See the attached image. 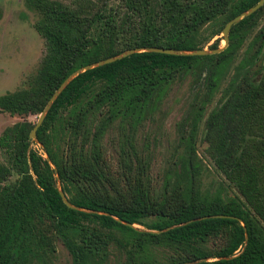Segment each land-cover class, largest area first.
Masks as SVG:
<instances>
[{
  "label": "trees",
  "instance_id": "trees-1",
  "mask_svg": "<svg viewBox=\"0 0 264 264\" xmlns=\"http://www.w3.org/2000/svg\"><path fill=\"white\" fill-rule=\"evenodd\" d=\"M108 1L77 0L70 7L58 0H25L26 8L37 14L33 28L44 41L45 53L26 88L0 96V113L39 115L77 70L125 50L140 52L70 80L46 113L35 141L29 137L35 125L30 122L15 123L1 132L0 150L8 164L0 163V264H43L54 251L40 226L44 221L51 223L73 264H105L110 244L125 252L126 264H152L142 256L148 247L159 244L184 249L185 258L176 264H264V62L253 71L256 56L264 58V27L255 37L256 54L234 68L203 125L209 156L238 196L203 192L196 185L193 141L204 115L201 105L188 136L181 137L184 152L175 164L176 183L169 190L166 185L161 201L135 197L130 206L121 207L99 198L73 202L66 198L76 209L62 202L57 180L87 176L79 167L67 168L51 152L52 126L62 113L76 108L98 88L90 108H107L110 120L139 119L161 101L174 73L195 66L206 73L203 85L208 98L219 90L241 46L240 32L245 34L259 12L231 27L227 46L219 54L166 55L142 50L194 51L192 35L200 27L224 14L229 22L259 0H159V12L151 0H121L142 31L131 43H120L115 16L102 11ZM158 16L166 28L163 35L155 28ZM84 119L85 115H77L70 126L78 129ZM12 171L18 178L8 182ZM216 215L222 217L201 219ZM145 220L148 231L133 227ZM226 229L232 231L230 241L220 252L208 254L204 246L209 239Z\"/></svg>",
  "mask_w": 264,
  "mask_h": 264
},
{
  "label": "rangeland",
  "instance_id": "rangeland-1",
  "mask_svg": "<svg viewBox=\"0 0 264 264\" xmlns=\"http://www.w3.org/2000/svg\"><path fill=\"white\" fill-rule=\"evenodd\" d=\"M58 1L70 7L77 4V0ZM237 1L233 0L234 3ZM159 3V0H151L157 12ZM102 11L115 16L120 43H131L142 33L137 22H132L131 13L123 7L121 0H109ZM226 16H218L193 33L197 49L210 52V47H224L222 30L228 23ZM36 20L37 14L26 8L25 0H0V96L26 88L39 68L45 44L33 28ZM263 27L264 5L259 9L255 23L245 29V34L240 32L243 37L241 46L219 90L208 98L203 85L206 73L201 67L195 66L174 73L161 101L139 119L110 120L107 108H90L98 88H93L90 96L76 108L62 113L52 126L51 152L67 168L79 167L87 173L85 178L78 175L65 182L57 180V186L65 191V197L72 202L81 198H99L121 207L130 206L135 197H143L150 202L161 201L167 193L166 185H169V190L176 183L175 164L184 152L181 137L188 136L194 115L201 105L204 115L193 141L194 162L198 166L196 185L203 192L220 191L227 198L238 196L237 189L225 181L209 156L208 144L203 138V125L234 68L251 60L256 54L258 43L255 37ZM155 28L159 29L160 35L166 31L159 16ZM262 55H257L254 60L255 72L264 62ZM77 115H85V119L78 129H74L70 125ZM39 116L0 113V134L6 127L18 122L36 124ZM33 148L43 153L38 144H34ZM0 163L8 164L1 150ZM17 178L12 171L8 182ZM146 223L147 220L143 225L134 224L133 227L139 231H148L144 226ZM40 226L54 246V251L46 255L43 264H73L71 255L56 236L51 223L44 221ZM231 236L230 229L222 231L209 239L204 246L205 251L210 255L220 252ZM185 256L184 249L179 246L159 244L148 247L142 257L152 264H176ZM105 264H126L125 252L110 244Z\"/></svg>",
  "mask_w": 264,
  "mask_h": 264
},
{
  "label": "water",
  "instance_id": "water-1",
  "mask_svg": "<svg viewBox=\"0 0 264 264\" xmlns=\"http://www.w3.org/2000/svg\"><path fill=\"white\" fill-rule=\"evenodd\" d=\"M264 5V0H259L253 7L249 8L246 12L241 13L240 15L236 16L235 18H233L232 20H230L226 26L223 28L222 30V35H223V41L225 42V45L223 48L221 49H215V50H211L206 51L203 49H196L194 51L191 52H183V51H177V50H173V49H165V48H158V47H152V48H145L142 51H146V52H153V53H160V54H166V55H191V56H205V55H213V54H219L221 51H223V49L227 46L228 43V35H229V31L231 29V27L233 25H235L236 23H238L242 18L247 17L252 15L253 13H255L256 11H258L262 6ZM136 52H140L139 49H129L115 57H110L104 60H100L97 63L93 64V65H87L82 69L77 70L76 72H74L72 75H70L59 87L58 89L55 91V93L52 95V97L50 98V100L48 101L47 105L45 106V108L43 109V111L40 113V116L36 122V124L34 125L31 133H30V139L34 140L36 139V132L37 129L41 126L42 122L44 121L45 115L48 112V110L50 109L51 105L53 104V102L55 101V99L57 98V96L61 93V91L65 88V86L70 82V80H72L75 76H77L78 74L91 69L93 67L96 66H102L105 64H109L112 62H115L117 60H120L122 58H125L133 53ZM59 195L61 197L62 202L69 208H73L76 209L75 206L71 205L69 203V201L66 199L64 193L62 191L59 192ZM222 216H206V217H202L201 219H208V218H220ZM129 225V224H128Z\"/></svg>",
  "mask_w": 264,
  "mask_h": 264
}]
</instances>
